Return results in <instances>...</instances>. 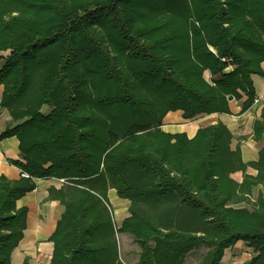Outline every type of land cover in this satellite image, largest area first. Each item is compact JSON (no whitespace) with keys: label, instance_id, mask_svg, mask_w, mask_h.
<instances>
[{"label":"trees","instance_id":"1","mask_svg":"<svg viewBox=\"0 0 264 264\" xmlns=\"http://www.w3.org/2000/svg\"><path fill=\"white\" fill-rule=\"evenodd\" d=\"M5 50L1 106L16 123L0 140L19 139L23 160L12 163L29 175L0 176V264L26 228L28 209L16 201L41 177L64 179L49 188L65 206L50 264H131L119 252L109 188L166 237L136 238L137 264H185L188 254L174 255L192 240L190 263L223 264L243 240L257 252L247 264H264V192L251 199L264 189V145L245 162L223 122L193 137L161 127L171 110L186 119L229 113L240 91L241 110L253 104L264 0H0ZM253 137H264V107Z\"/></svg>","mask_w":264,"mask_h":264},{"label":"crops","instance_id":"2","mask_svg":"<svg viewBox=\"0 0 264 264\" xmlns=\"http://www.w3.org/2000/svg\"><path fill=\"white\" fill-rule=\"evenodd\" d=\"M264 71V61L262 62ZM206 78H210L209 71H205ZM252 80L255 87L256 97L253 104L242 111V102L247 98L245 92H241L240 98L229 99L231 112H213L200 113L193 118L186 119L183 117L181 109L169 111L163 118L162 129L168 132H186L189 137H193L199 128L207 127L218 122H223L233 134L232 147H240L242 158L245 162L258 159L259 151L264 145V137L255 139L253 137L254 122L261 117V111L264 107V74H252ZM3 94V85H0V132L4 131L9 125H15L12 116L7 108L1 106ZM260 98L258 102L256 98ZM24 154L19 148V139L14 136L5 137L0 140V176H6L14 181L18 180L21 175V168L12 163V160H23ZM248 173L255 174L256 170L248 167ZM243 170L232 173V177L237 181L243 180ZM36 187L27 192L16 201L17 207H27L26 228L24 235L19 244L13 249L10 257V264H23L28 258L30 264H50L54 250V243L50 239L61 219L65 206L59 199L49 197V188H60L64 180L55 177L35 178ZM255 190L264 192L261 186ZM255 192V191H254ZM256 195V197H257ZM255 197V198H256ZM252 198V199H255ZM108 208L112 213L114 225L116 227V236L118 229L121 228L120 216L130 201L121 198L115 188H109L107 191ZM130 219L144 225L145 231L149 235H158L150 226L126 210ZM117 216V217H116ZM119 220V223H118ZM154 236V235H153ZM150 238V237H149ZM252 246L246 241L239 240L232 246L228 247L223 254V264H247L256 254Z\"/></svg>","mask_w":264,"mask_h":264},{"label":"rangeland","instance_id":"3","mask_svg":"<svg viewBox=\"0 0 264 264\" xmlns=\"http://www.w3.org/2000/svg\"><path fill=\"white\" fill-rule=\"evenodd\" d=\"M11 52L10 50H5V51H0V56L1 54L4 55H9ZM3 63V59L0 60V65ZM47 110V106H43L42 107V111H46ZM258 190H255L252 198H255L257 195ZM125 199V198H124ZM256 199V198H255ZM254 200V199H252ZM240 205H244V206H248L249 208H252V203L248 202H243ZM129 208V206H128ZM126 208V210L128 209ZM124 210L121 216H120V220H121V228L118 229V236H115L116 240H117V244L119 247V252L123 257H127L129 259V261L131 262V264H137V260L139 257V248L137 243H134L136 238H153L155 239V242L157 243L159 239H166V237H164L162 234L157 233L158 235H155V233L153 235H149V233L147 232V230L145 231V226L142 225L139 222H134L133 219H130L127 211ZM129 212V209H128ZM117 217V216H116ZM141 220V219H140ZM119 223V220H118ZM243 241V240H241ZM194 243L195 241H191L187 246L185 247H178L174 257L175 260H178L180 258V255L182 253L188 254V258L185 262V264H196L197 260L196 257L193 260L192 263H190V257L193 256V252H194ZM137 248V249H136ZM202 251V249H200ZM192 254V255H191ZM173 259H167L166 261H157L156 264H173L172 262ZM196 261V262H194Z\"/></svg>","mask_w":264,"mask_h":264},{"label":"built area","instance_id":"4","mask_svg":"<svg viewBox=\"0 0 264 264\" xmlns=\"http://www.w3.org/2000/svg\"><path fill=\"white\" fill-rule=\"evenodd\" d=\"M222 59L225 60V57H223ZM259 100H260L259 97L255 99L256 102H258ZM21 175L22 176H28L29 174L26 171L21 169ZM62 180H64V179H62Z\"/></svg>","mask_w":264,"mask_h":264},{"label":"water","instance_id":"5","mask_svg":"<svg viewBox=\"0 0 264 264\" xmlns=\"http://www.w3.org/2000/svg\"><path fill=\"white\" fill-rule=\"evenodd\" d=\"M233 98V96L232 95H229V99H232Z\"/></svg>","mask_w":264,"mask_h":264}]
</instances>
